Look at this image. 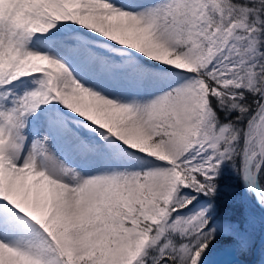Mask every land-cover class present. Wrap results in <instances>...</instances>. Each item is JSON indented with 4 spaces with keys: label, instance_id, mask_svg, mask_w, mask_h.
I'll list each match as a JSON object with an SVG mask.
<instances>
[{
    "label": "snow or ice",
    "instance_id": "obj_1",
    "mask_svg": "<svg viewBox=\"0 0 264 264\" xmlns=\"http://www.w3.org/2000/svg\"><path fill=\"white\" fill-rule=\"evenodd\" d=\"M0 264H264V0H0Z\"/></svg>",
    "mask_w": 264,
    "mask_h": 264
}]
</instances>
